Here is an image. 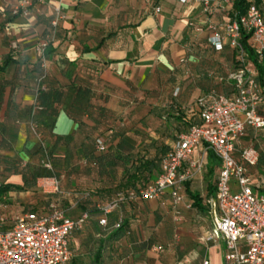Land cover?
Here are the masks:
<instances>
[{"label": "crops", "instance_id": "obj_1", "mask_svg": "<svg viewBox=\"0 0 264 264\" xmlns=\"http://www.w3.org/2000/svg\"><path fill=\"white\" fill-rule=\"evenodd\" d=\"M58 3L62 5L64 18L49 45L46 76L40 81L42 70L34 46L51 32ZM16 4L17 0H0V65L5 58L10 59L0 71V184H22L18 172L36 163L38 142L52 151L54 165L63 169L64 174L58 177L59 192H43L38 187V178L35 184L38 192L33 196H28L29 188L1 193L0 216L4 218L1 229L9 228L16 215L25 213L27 204L31 209L47 212V205L40 202L41 193L53 199L70 218L84 213L82 207L89 210L83 227L92 222L96 231L103 230L99 239L107 237L118 217L128 220V247L147 240L141 232L147 227H142L141 221L146 220L151 247L131 251L119 260L120 264H158L151 249L160 236L152 231L161 228L170 217L167 225L181 224L173 227L190 247L185 264H202L204 260L223 264V242L205 241L212 227L206 200L214 195L219 162L209 174L208 152H204L202 144L194 147L191 156L202 160V167L197 171L186 164L182 167L193 174L184 183L177 213L171 207L167 189L159 200L135 198L120 202L107 215L108 227L101 226L100 215L93 212L108 202L96 203L90 193L122 189L124 164L110 153L95 165L87 164L83 157L85 149L89 153L93 148L95 134L102 132L107 150L114 153L118 139L111 133L124 130L125 135L136 138L134 133L142 129L141 119L148 117L159 126L158 135L170 147L174 136L187 130L190 119L200 121L198 96L212 90L224 95L235 93L234 81L227 78L236 68L234 52L225 43L221 50H215L209 43L200 5L195 0L186 4L178 0H43L25 17L11 13ZM156 7L160 10L156 11ZM222 11L219 9L211 20L226 21L228 17ZM12 42L16 48H11ZM32 112L34 123L30 122ZM134 143L132 153L138 151L141 140ZM244 147H253L258 152L259 159L249 168V175L252 190L262 194L264 128L246 127L244 135L235 142L234 155L238 157ZM132 163H137L136 157L125 166ZM82 171L87 173L83 175ZM205 175L209 180L198 192L194 185L203 187ZM138 179L135 188L140 185ZM80 181H86V185H81L86 192L75 198ZM133 188L122 189L110 200ZM189 191L199 193L204 209L192 206ZM16 192L26 195L16 196ZM19 197L21 200L17 201ZM160 242L167 243L164 238Z\"/></svg>", "mask_w": 264, "mask_h": 264}, {"label": "built area", "instance_id": "obj_2", "mask_svg": "<svg viewBox=\"0 0 264 264\" xmlns=\"http://www.w3.org/2000/svg\"><path fill=\"white\" fill-rule=\"evenodd\" d=\"M186 4L189 0H178ZM205 16L208 40L215 50H221L224 43L237 52L240 67L227 75L234 81L233 95L211 91L197 97L201 124L192 126L178 135L160 161L159 173L155 179L116 198L102 206L98 223L107 225V214L120 202L140 198L159 200L169 190L170 204L177 213L182 203L184 183L192 172L182 167L186 164L196 171L202 167V160L191 159L194 147L202 144L204 152H212L219 161L215 178L214 195L206 200L212 227L206 242H223V264H264V194L252 190L249 168L257 163L258 152L253 147H244L238 157L235 142L241 138L246 127L264 128V116L259 106L264 101L263 89L247 69L246 52L240 44L241 31L249 34V45L260 57L264 52V3L257 6L250 3L245 14L236 19L227 18L224 23H215L211 17L225 6L231 7V0H195ZM43 0H17L12 8L13 15L29 16L35 4ZM159 11V7L155 8ZM64 18L61 3L54 8L51 20L52 30L34 46L40 65L46 66V51L54 39L59 21ZM16 48L15 42L10 44ZM34 134L37 135L34 128ZM96 148L105 149L102 139ZM42 166L52 170V163L45 155ZM38 187L43 192H59L58 179L54 176L40 177ZM88 218L81 213L76 218L67 216L56 203L48 205L47 212L28 211L13 218L9 228L1 229L4 218L0 217V264H66L71 257L68 239L72 232L81 229ZM179 218L176 217V220ZM120 221L114 224L118 227ZM202 264H209L204 260Z\"/></svg>", "mask_w": 264, "mask_h": 264}, {"label": "trees", "instance_id": "obj_3", "mask_svg": "<svg viewBox=\"0 0 264 264\" xmlns=\"http://www.w3.org/2000/svg\"><path fill=\"white\" fill-rule=\"evenodd\" d=\"M250 3H255L257 6L261 7V6H263L264 1L263 0H231L230 9H228V10L225 9L222 12L227 17H230L231 19H236L239 16L245 14ZM215 23H217V22H215ZM221 23L223 24L224 22H221ZM248 40H249V34H246L244 31H241V37H240L239 42H240L242 48L244 49V51L246 52V55H247L246 60H245V62L247 63V69L251 72V74L254 76V78L258 81V83L262 87L263 93H264V52L259 57L258 54L254 51V49L249 45ZM232 50L234 52V58H235L234 64L236 65V68H235V70H236V69H238V67H240V62L237 58V52L233 48H232ZM50 52H51V48H50V46H48L47 51H46V62L48 60V55ZM9 61H10L9 58H5L3 60L2 64L0 65V71H3L7 67V64ZM39 63H40V61H39ZM41 70H42V73L40 75V81H42L46 76V66H45V68H43L41 66ZM212 91H214V90H212ZM214 92H216V91H214ZM216 93H218V92H216ZM258 111L262 116H264V101L260 104ZM34 112H35V110H34ZM33 117H34V113L32 112L31 121H30L32 123H34ZM199 118H200V116H199ZM143 120H145V118L141 119V121H143ZM189 121L190 122L188 123V128L183 133L187 132L192 126L201 124V119H200V121H194L192 119H190ZM146 123H147V121H146ZM184 123H186V122H184ZM148 124H149V121H148ZM32 128H34L35 132L38 134L35 126H33ZM185 128H186V126H185ZM124 132L125 131L123 130V131H119L116 133L115 132L111 133V136L115 135V137L118 139V142L115 146L116 148H115L114 153L113 152L111 153V152H109V150H107L103 133L99 132V133L95 134L93 137V148L91 150H89V153H87L86 149L84 150L85 152L82 150L84 152L83 157L86 158L87 164L94 163L93 165H95V164H97L98 161L102 160V158H105L106 155L110 153L111 155H113V157L115 159H117V161L124 164L123 166H124V171H126L125 172L126 176L123 180V183L121 184V186H122L121 188L124 189V188H127L128 186H132V187H134L133 189H135L134 182H135L136 178L137 179L139 177L145 178V181L143 183H141L138 187L143 186L146 183H148L151 180L156 178L157 175L155 177L152 176V172L156 170L157 174L159 173L161 158L163 157V155L166 153V151L170 147L166 144L156 145L154 140H150L149 141L150 144L154 143L155 148H156L153 156L148 157V156L142 154L141 156L136 157V160L138 159L136 164L132 163V164H130V166H125L128 162V159L133 158L132 152L134 151V144H135L134 142L136 140H138L139 134H138V132L134 133V135L136 136V138H135L134 136L132 137L129 134L125 135ZM177 137L178 136H176V137L174 136V140H176ZM98 139H102L104 142L105 149L102 151H100L96 148V142ZM140 139H142V138H140ZM37 151L39 154L37 155L36 163L31 165V166H24V168H22L18 172L22 177V184L21 185H13V184L1 185L0 184V194L8 191L10 189H15V190H19V191H22V190L27 189V188L31 189L35 186L37 179L40 177L54 176L58 179V176L55 173V165L53 163L52 151L51 150L49 151L48 148L46 146H43V144L40 142H38V150ZM45 155L49 158V160L52 163V170L45 169L41 164V160L43 159V157ZM258 159H259V155H258ZM208 162H209L208 173L211 174L212 173V167L214 165H217L219 161L215 157V155L210 151H208ZM138 175H139V177H138ZM138 187H136V188H138ZM186 189H187V187H186ZM262 194H264V192ZM188 196L192 199V206L193 207H196L200 210L204 209V206L202 205V201H201V197H200L199 193L189 191ZM51 202L55 203V201H53V200L50 201L47 204V210H48V205ZM82 209L84 210L85 213H87L89 215V210H87L85 207H82ZM31 211L37 212V213H43V211H38L35 208H32ZM93 212H94V214H97V215L102 214L101 209H94ZM0 217H2V216H0ZM107 219H108V217H107ZM118 221H120L119 226L114 227V224ZM108 226H109V224H108V220H107V225L103 226V227H108ZM111 226H112V230H110L107 237L104 239L98 240L97 247H96L95 251L93 252L91 258L89 259V261L86 264H105L103 262V250H104V246H105L104 244L106 242L119 240L122 237H124L125 235H127V231L129 228V221L124 219V218L118 217L117 220ZM76 230H79V229H76ZM73 232H75V230ZM148 241L149 240L143 241V244H142L140 250L148 249L151 247L152 244ZM68 248H69V239H68ZM69 251H70V249H69ZM70 253H71V251H70ZM66 264H78V263L72 258V254H71L70 260Z\"/></svg>", "mask_w": 264, "mask_h": 264}, {"label": "rangeland", "instance_id": "obj_4", "mask_svg": "<svg viewBox=\"0 0 264 264\" xmlns=\"http://www.w3.org/2000/svg\"><path fill=\"white\" fill-rule=\"evenodd\" d=\"M147 121V123H146ZM149 121V124H148ZM142 125V129H140V131L138 132L139 134V138L138 140H141V143L139 144L137 150L135 151V153H133V158L134 157H139L142 154L146 155L148 157L153 156V154L155 153V144H150V140H154L155 142H158L157 144H159V141L162 142L161 144H165L163 143V137L162 135H158V132H160L159 130V126L157 124H154L152 121V117H148V119H145L142 121L141 123ZM158 135V136H157ZM142 138V139H140ZM162 139V140H161ZM131 158L128 159V162H130ZM138 160V159H137ZM127 162V163H128ZM57 166V165H56ZM55 166V173L56 175L59 177V175H63L64 173L62 172L61 169H57V167ZM58 170L60 172H58ZM66 173V172H65ZM78 173V172H77ZM81 174H85L87 173L86 171H82L80 172ZM157 171H153L152 172V176H156ZM151 176V177H152ZM209 180V176L205 175V177L202 180L201 186L199 185H194L196 190L199 192L204 188L205 182ZM145 181V178L140 177L138 180V184H141ZM69 185V184H68ZM81 185H86V181H80L78 182L77 186H76V197H82L84 196L83 193L86 192L85 189H82L83 186ZM202 188V189H201ZM38 192V189L36 188V186H34L33 188H31L28 191V196H33V193ZM117 192H122V189L118 188L113 192H106V193H99V192H92L90 194H93V200H95L96 203H104V202H109L111 196H114ZM20 194L21 196H25L26 194L23 192H16V196ZM41 195V200L40 202L42 203V205L46 206L50 201H52L53 199L48 198L46 195H42L41 193H39ZM21 197L17 198L16 200H21ZM26 200V199H24ZM82 200V199H80ZM2 201V199L0 198V202ZM54 201V200H53ZM6 202V201H5ZM106 202V203H107ZM27 210H31L30 205L27 204V207L24 209L23 212H26ZM80 212H76V215H78ZM169 220L166 221V224L163 223L162 227L159 228L157 231H152V232H157L158 235L160 236V239L164 238L167 243L166 244H162L160 242V239L156 240L155 239V244L154 246H152L151 252L153 254H155L154 258L155 260L158 261V264H185V257L189 255L190 252V247L189 244L187 242V240H185L182 235L181 232L179 233V230L177 229V231L175 230L174 227L177 226H181L180 225H173L171 227H169L167 224H170V220H172V218H168ZM90 221H93L90 220ZM141 226L144 227L147 225L146 228H142L141 232H143L144 237L147 238L148 240V236H150V230L148 222L145 221H141ZM167 228H170V230H168ZM135 232V229H132ZM137 231L140 234V230L137 228ZM168 232H170V236L168 234ZM177 232V233H176ZM99 235H98V234ZM104 233L103 230H95L93 227V223H87L86 226H84L81 230L79 231H75L73 232L70 236H69V249L71 251L72 254V258L78 263V264H86L89 259L91 258L93 252L95 251L97 244H98V240L99 238H102L101 235ZM174 233L177 234V237H174ZM129 236L125 235V241L126 243L123 241L124 239H121L118 242H106L104 245V250H103V262L105 264H120L119 260H121L122 257H125L126 255H129V253L131 251H135L138 250L140 251V248L142 246V242H137L134 245H131L128 247L127 243L129 242L128 240ZM178 238V239H177ZM187 243V244H186ZM145 244V243H144ZM190 264V262L188 263Z\"/></svg>", "mask_w": 264, "mask_h": 264}]
</instances>
